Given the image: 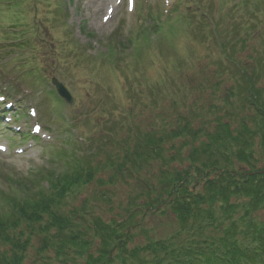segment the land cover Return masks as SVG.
Listing matches in <instances>:
<instances>
[{
    "label": "rangeland",
    "instance_id": "374dc122",
    "mask_svg": "<svg viewBox=\"0 0 264 264\" xmlns=\"http://www.w3.org/2000/svg\"><path fill=\"white\" fill-rule=\"evenodd\" d=\"M117 3L97 12L96 0H0V94L16 106L12 124L0 126V146H7L0 150L2 194L16 195L9 175H42L51 166L61 172L75 160H92L100 167L95 181L71 194L63 209L89 199L87 208L106 221L127 217L166 167L142 147L145 134L164 137L160 153L171 164L174 153L182 159L189 151L169 138L185 118L194 128L212 127L219 113L235 125V114L253 109L243 68L255 72L264 101V0H136L132 12L126 0ZM113 6L114 17L104 23ZM52 78L70 91L72 105L53 92ZM34 124L41 134L31 135ZM137 144L145 152L140 159L133 155ZM171 166L180 170L187 162ZM8 209L0 199V214ZM162 209L142 218L151 237L174 226ZM145 241L140 234L134 242ZM40 246L34 236L21 264H62L52 250L39 254ZM8 248L0 245L1 252Z\"/></svg>",
    "mask_w": 264,
    "mask_h": 264
},
{
    "label": "trees",
    "instance_id": "16d2710c",
    "mask_svg": "<svg viewBox=\"0 0 264 264\" xmlns=\"http://www.w3.org/2000/svg\"><path fill=\"white\" fill-rule=\"evenodd\" d=\"M242 74L253 108L248 115L239 111L234 125L216 113L212 127L198 128L185 118L170 131L169 138L189 150L182 159L176 153L171 157L187 162L185 168L178 170L162 157L164 137L144 135L142 147L166 167L140 192L146 199L131 204L127 217L106 221L87 208L89 199L79 208L63 209L71 194L95 181L100 167L92 160H75L61 172L51 166L42 168V175L7 176L16 195L0 191L9 206L0 214V245L9 247L0 251V264H21L24 246L34 236L39 254L52 250L62 264H264V101L252 74L246 68ZM136 148L133 155L143 158L145 152ZM43 180L46 187L39 185ZM163 206L174 226L168 235L151 237L142 218L164 213ZM140 234L146 241L136 244Z\"/></svg>",
    "mask_w": 264,
    "mask_h": 264
},
{
    "label": "water",
    "instance_id": "95a60500",
    "mask_svg": "<svg viewBox=\"0 0 264 264\" xmlns=\"http://www.w3.org/2000/svg\"><path fill=\"white\" fill-rule=\"evenodd\" d=\"M53 84L56 86L57 91L59 94L70 104L73 103L72 97L66 87L63 85V83L59 82L56 78H53Z\"/></svg>",
    "mask_w": 264,
    "mask_h": 264
},
{
    "label": "bare ground",
    "instance_id": "6f19581e",
    "mask_svg": "<svg viewBox=\"0 0 264 264\" xmlns=\"http://www.w3.org/2000/svg\"><path fill=\"white\" fill-rule=\"evenodd\" d=\"M107 2H111V3H112V0H96V4H95V6H94V5H93V6H94L95 8L98 9V10L96 9V11L98 12V11L102 10V8H101L102 5L105 4V3H107ZM113 17H114V16H113ZM113 17H112V18H113ZM112 18H111V19H112ZM111 19H110V20H111ZM99 25H100V24H99Z\"/></svg>",
    "mask_w": 264,
    "mask_h": 264
},
{
    "label": "snow or ice",
    "instance_id": "6c2138e0",
    "mask_svg": "<svg viewBox=\"0 0 264 264\" xmlns=\"http://www.w3.org/2000/svg\"><path fill=\"white\" fill-rule=\"evenodd\" d=\"M130 2H131V0H130Z\"/></svg>",
    "mask_w": 264,
    "mask_h": 264
}]
</instances>
